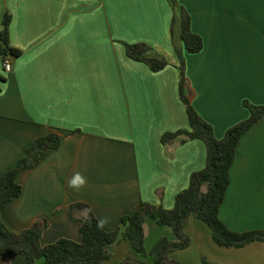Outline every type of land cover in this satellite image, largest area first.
<instances>
[{
	"label": "crops",
	"instance_id": "1",
	"mask_svg": "<svg viewBox=\"0 0 264 264\" xmlns=\"http://www.w3.org/2000/svg\"><path fill=\"white\" fill-rule=\"evenodd\" d=\"M182 9L202 40L199 53L183 51L184 95L221 139L248 118L243 102L264 105V0H0V25L8 13L9 43L21 52L8 73L0 59V176L34 140L61 137L58 149L19 173L20 196L0 210L10 232L45 220L41 246L79 242L84 213L72 216V204L108 217L104 230L112 231L141 203L171 210L190 175L204 168L201 141L184 133L161 141L189 131L174 52L183 49ZM125 45L147 47L144 56L166 66L152 72L129 59ZM75 172L88 180L79 191L67 183ZM229 180L220 221L233 232H264V118L240 138ZM143 231L146 252L161 238L174 240L150 218ZM184 235L189 246L169 256L179 264H264V242L220 247L194 215ZM127 255L137 258L121 241L106 264Z\"/></svg>",
	"mask_w": 264,
	"mask_h": 264
},
{
	"label": "trees",
	"instance_id": "2",
	"mask_svg": "<svg viewBox=\"0 0 264 264\" xmlns=\"http://www.w3.org/2000/svg\"><path fill=\"white\" fill-rule=\"evenodd\" d=\"M172 6L175 0H170ZM180 39L183 49L174 47L178 58L180 73L179 97L185 106L189 131L164 134L162 143L171 141L180 134H185L191 140L201 141L206 149L204 168L193 172L189 178L188 187L174 198L171 210L161 206L141 203L136 211L121 218L120 226L112 231L98 230L96 217L90 207L82 203L71 205V215L90 209L88 216L80 218V241L74 242L60 238L56 242L41 246L40 238L47 228L45 220L34 222L28 229L19 233L10 232L0 221V264H9L14 259H21L26 264H106L111 258L114 245L127 241L130 252L137 258L127 255L119 264H147L151 258L152 264H179L169 256L178 250L186 249L189 240L184 235V228L190 215L207 225L214 243L223 248H240L254 242H264V232L247 231L233 232L220 221L218 213L229 186V169L234 161L240 138L258 121L264 118V105L254 106L243 102L248 111V118L229 128L221 139L214 136L213 130L191 106L184 95L185 60L183 51L187 54H197L202 50L201 38L190 29L189 15L182 9L180 13ZM174 19H171V31ZM10 15L6 13L0 25V59L2 63L17 58L21 52L9 43ZM147 48L143 45H125L129 59L144 63L152 72L164 69L166 62L144 56ZM61 137L49 133L40 137L25 149L24 156L16 166L0 176V210L11 204L22 192L17 182L20 172L38 166L50 153L58 149ZM146 218L154 220L159 226L170 228L174 240L161 238L149 252L144 248L143 224ZM199 264H211L202 260Z\"/></svg>",
	"mask_w": 264,
	"mask_h": 264
},
{
	"label": "clouds",
	"instance_id": "3",
	"mask_svg": "<svg viewBox=\"0 0 264 264\" xmlns=\"http://www.w3.org/2000/svg\"><path fill=\"white\" fill-rule=\"evenodd\" d=\"M68 187L75 190L79 191L80 189L84 188L87 183V177L84 176L81 172H75L73 175L68 179L67 181ZM90 209H84L83 213L85 217L88 216ZM110 223L108 217H98L96 221V227L98 230H103L108 224Z\"/></svg>",
	"mask_w": 264,
	"mask_h": 264
},
{
	"label": "built area",
	"instance_id": "4",
	"mask_svg": "<svg viewBox=\"0 0 264 264\" xmlns=\"http://www.w3.org/2000/svg\"><path fill=\"white\" fill-rule=\"evenodd\" d=\"M2 66H3V69H4L5 72H7V73L10 72V70H11V61L9 59L5 60L3 62V64H2Z\"/></svg>",
	"mask_w": 264,
	"mask_h": 264
},
{
	"label": "rangeland",
	"instance_id": "5",
	"mask_svg": "<svg viewBox=\"0 0 264 264\" xmlns=\"http://www.w3.org/2000/svg\"><path fill=\"white\" fill-rule=\"evenodd\" d=\"M147 48V47H146Z\"/></svg>",
	"mask_w": 264,
	"mask_h": 264
}]
</instances>
